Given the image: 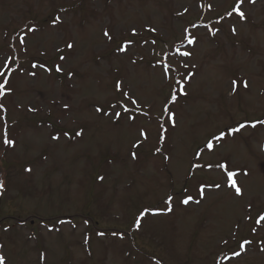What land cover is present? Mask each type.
Returning <instances> with one entry per match:
<instances>
[{
    "label": "rangeland",
    "instance_id": "obj_1",
    "mask_svg": "<svg viewBox=\"0 0 264 264\" xmlns=\"http://www.w3.org/2000/svg\"><path fill=\"white\" fill-rule=\"evenodd\" d=\"M237 3L0 0L7 264H264V0Z\"/></svg>",
    "mask_w": 264,
    "mask_h": 264
},
{
    "label": "snow or ice",
    "instance_id": "obj_2",
    "mask_svg": "<svg viewBox=\"0 0 264 264\" xmlns=\"http://www.w3.org/2000/svg\"><path fill=\"white\" fill-rule=\"evenodd\" d=\"M243 2V0H238V3H237V7L234 9V11L243 19L244 18V13L242 12V11H240V4ZM252 2H254V0H252ZM105 35L107 36V35H109L107 32H105ZM193 41L192 40H189V43H192ZM68 47L69 48H71L72 47V45H68ZM123 50V49H122ZM183 55H190V53H183ZM62 59H63V57H62ZM58 71H59V69H57ZM245 86H247L246 84H245ZM0 87H3V85H0ZM120 89V84L118 83L117 84V90H119ZM124 95L125 96H127V93H124ZM173 99H175V97H173ZM132 103L133 104H135L136 103V101L135 100H133L132 101ZM65 108H67V105H65ZM167 110V109H166ZM125 111H127V109L125 108ZM116 115L117 116H119L120 115V113H116ZM169 119H171V116L169 117ZM241 128L242 127H244V125H241L240 126ZM238 130V129H237ZM81 133H77V135H80ZM141 135H144V133L142 132L141 133ZM55 138V137H54ZM5 143L7 144V145H12V143H13V141H11V140H8V139H6L5 140ZM135 146V145H134ZM208 147L209 148H212V145L209 143V145H208ZM133 158H135V154H133ZM210 167V166H209ZM220 167L221 168H224V165H220ZM29 171H30V169H28ZM233 176H234V173H232V172H228L227 173V180H228V184H229V186L230 187H232V188H235V192H236V194L237 195H241L242 193H241V189L239 188V187H237L236 186V182L233 180ZM102 179V178H101ZM0 186H2V182H0ZM217 187H219V185H217ZM169 200H171L172 199V197H169L168 198ZM191 199V197H188L187 199H185V200H183L182 202L184 203V204H188L189 203V200ZM170 210V209H169ZM143 215V214H142ZM261 219H264V216H262L261 217ZM258 223H259V221H257ZM140 224V220H139V218L137 219V225H139ZM254 231H255V229H253ZM236 255H239V253H236ZM0 264H3V258H0Z\"/></svg>",
    "mask_w": 264,
    "mask_h": 264
},
{
    "label": "flooded vegetation",
    "instance_id": "obj_3",
    "mask_svg": "<svg viewBox=\"0 0 264 264\" xmlns=\"http://www.w3.org/2000/svg\"><path fill=\"white\" fill-rule=\"evenodd\" d=\"M0 200L2 201V199H1V194H0Z\"/></svg>",
    "mask_w": 264,
    "mask_h": 264
}]
</instances>
